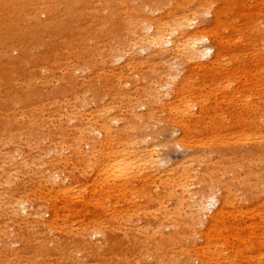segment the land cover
<instances>
[{
	"label": "bare ground",
	"instance_id": "obj_1",
	"mask_svg": "<svg viewBox=\"0 0 264 264\" xmlns=\"http://www.w3.org/2000/svg\"><path fill=\"white\" fill-rule=\"evenodd\" d=\"M133 1L139 7L124 9L125 0H0V232L6 237L0 253L14 256L10 247L17 242H9L6 226L11 224L21 244L28 243L26 230L43 238L34 244L45 263L54 252L74 264L65 241L42 229L76 220L86 226L73 236L78 253L88 261L95 255L92 264H255L264 256V234L248 237L234 223H221L230 204L227 188L217 196L223 194L215 184L221 154L200 145L202 154L182 169L164 170L167 163L157 151L163 135L169 136L164 146L181 147L211 125L227 129L223 116L229 115L230 127L246 129L248 140L254 139L241 157L242 187L259 199L253 208L264 209V59L255 58L260 68L252 77L262 78L240 92L239 101L228 79L219 85L207 80L213 73L225 76L221 70L229 52L202 29L200 13L209 9L180 4L169 16L161 14L169 0ZM68 31L78 57L58 58V79L50 72L48 53L55 54L54 41ZM91 46L97 52L93 67L87 56ZM42 68L38 88L35 72ZM86 68L100 71V85L89 89L96 77L87 83ZM198 77L201 83L194 85ZM102 89L109 92L99 107L103 115L81 113L88 92L102 100L107 95ZM173 127L181 137H174ZM135 184L139 189L128 193L141 202L126 208L114 210L95 198L110 189L115 202ZM195 187L200 191L191 190Z\"/></svg>",
	"mask_w": 264,
	"mask_h": 264
},
{
	"label": "rangeland",
	"instance_id": "obj_2",
	"mask_svg": "<svg viewBox=\"0 0 264 264\" xmlns=\"http://www.w3.org/2000/svg\"><path fill=\"white\" fill-rule=\"evenodd\" d=\"M137 4L138 3H135V1L133 0H125L122 6L124 7V9L126 8L132 9L134 5L138 6ZM180 4L186 7L187 10H193L196 7H201L202 10L209 9V13H207L208 11L205 13L204 12L200 13V15L203 16V22L201 24L202 29H204L206 32L211 33L212 36H216V39L218 41H221L227 44L229 47V52L226 53V56L224 58L225 62L222 64V70H221V73L225 74V76L219 78L215 73H213V74L208 75L209 79L207 80L213 81V83H218L219 85V83L222 82L224 79H228L231 82L230 84L231 88H233V90L237 92L236 96L238 98L240 97V92H242L248 86L253 85L254 82L259 83L262 77H258L257 79H255V77H252V74L255 73L254 71L255 68L257 67L260 68L258 63L255 61V58L259 56V58L264 59V0H194V1L193 0H169L168 6L164 9L163 12H161V14H169V16H171L173 9L180 10L181 7L177 8V6ZM152 16L154 18L155 17L157 18L159 15L153 14ZM84 23H85L84 18L81 17V27L83 26ZM84 31L86 30L83 28L82 32ZM84 34L88 37V39L92 37V34L89 32H86ZM74 45H75V40L73 39L71 32L68 31L64 34L63 38L57 39L54 41L55 54L58 56H56L54 53H48L49 57L47 59V62H48V65L52 67L50 72L52 75L57 76L58 79H59V74L57 73L58 69H57L56 61H58V58H60L61 60H65V62L75 60L76 57L78 56H74L72 54V47ZM239 51L241 53H239ZM16 54L17 53H14L13 55L16 56ZM87 56L90 60L91 66L93 67V64L97 60V52H95V49H93L92 46L87 52ZM156 70L157 69H153L152 71L155 72ZM44 72H45V69L43 68L38 69L35 72L36 86L38 88L42 85ZM78 76H80V74H78ZM86 76H87V83L92 76L96 77V78L91 79L90 82L88 83L89 89H92L94 85H97V84L100 85L101 81L104 80V79H101L99 70H97L96 73H93L90 69L86 68ZM200 83H201V78L199 77L195 78L194 85H199ZM59 87L61 86L59 85ZM102 91L105 92L106 94L109 93L105 89H102ZM40 93L44 95V98H46V92L44 90H41ZM108 96L109 94L103 97L104 101H102L103 99L95 100V98L91 96V92L89 91L88 99H87L89 104L84 107L86 109L83 108L84 110L83 109L81 110V113H85L87 115L92 114V115H95L96 117L97 116L99 117V115H103L101 113L102 111L100 108L106 103ZM90 100L92 102H90ZM238 100L241 101L240 98ZM221 102H222V99H219V103ZM218 108L221 110H225V108L222 106ZM211 113H214V110H208V114H211ZM223 119L225 120V125L227 126V129L222 130L220 127L215 128L214 126L211 125V121H209L208 125H211L209 131L207 132L203 130L197 131L194 135H192V137L190 136L187 143L181 145V147L179 146V147L173 148V147L164 146V144L167 143L169 140L167 139L169 138V136L166 137L167 135L165 134L163 135L164 137L162 136L163 139H161L162 147H159L157 152H158L160 159L165 164L167 163V166L165 167L164 170H169L170 168L174 166L182 169L181 165L187 164L186 162L191 157L202 154L204 150L197 148L200 145L208 146V148H211L214 151H216L217 154L218 153L221 154V155L218 154L219 158H221L222 160L220 159L219 164H217V171H219V174L218 176H215L216 177L215 184L218 186L219 184L221 185L219 187L221 190H223V194L220 195L217 193V196L225 195V190L227 188V192L230 197L229 207L226 210V213L223 215L222 217L223 220L221 223L224 224V227L229 223H234V225L238 228L237 232L242 231L245 236H248V237L251 235L260 236L264 234V224H262L261 227H259V224L261 222H264V209L260 207L253 208V206H255V204L258 203L259 199H255V200L251 199V192L249 193L245 191L242 187V180L245 178L244 176L245 174H244L243 165L241 163V157L243 156L244 154L243 152L245 150L251 148L250 142L254 141V139L248 140L250 136H248V132L246 131V129H236L233 126L230 127L232 124V119L229 115L223 116ZM172 131L173 132L175 131L174 132L176 135V136L174 135L175 138L181 137L182 134L179 129L173 127ZM147 137H149L148 138L149 140L151 139L150 142H154L153 134ZM226 144H229V145H226ZM210 158L212 160H215L214 156H211ZM218 177L220 178L217 179ZM223 185H225V187H223ZM133 187L127 190L124 195L122 194L121 196H119L115 200V202L111 198L110 189H105L107 192L103 190L101 194L100 192L97 193L98 197L96 196L95 198L100 199V201L102 200L103 202L101 201V203H103L104 205L106 204V201H107V205L105 206L114 205L115 207L114 210H117L120 208H126L128 202L130 203L132 202L131 204L135 203L136 201H138L136 203L141 202L139 198H136V196H133L132 194L130 196L129 194L131 190L139 189L140 184L139 185L135 184ZM195 188H191V190L200 191L199 187H195ZM262 189H263L262 195L264 196V186ZM108 190L110 191L108 192ZM98 194L102 196V198L104 197L103 198L104 200L101 199V197ZM104 194L106 195L104 196ZM107 195L109 196L107 197ZM125 195H128L129 198H127V196ZM89 197L92 199L94 195L91 194ZM108 200L110 201V203H108ZM116 202L118 203L115 204ZM155 209L158 212V208L155 207ZM72 221L74 222L72 224L71 222H60L58 224L59 226H55L56 228L54 227V229L45 227V225H43L42 230L44 234L49 233L47 234L49 238H52V239L62 238V240L65 241L66 251L70 254L73 252V255L69 254V258L72 263L92 264L94 262L95 255L93 258L91 257L90 261L86 259L82 260L81 254L78 253L79 249L77 248V245L75 243L77 238L73 237L75 235H78L79 234L78 232H80V230L82 229H85L86 226L83 224L82 226L80 222L76 220H72ZM10 225L11 224L6 225L7 227H9L7 228V230H9V234L10 235L12 234L11 236L9 235L10 236L9 242H12V241L17 242L16 244L10 247L11 249L10 254L14 256L6 255V253H2L1 255L0 253V256H1L0 260L1 259L4 260V261L1 260L0 262L4 263L7 260L5 264H55V262L60 260L61 262L59 264H65V258L63 257V255L60 258V255H56L54 254V252L50 254L48 258V262L45 263V260L43 256L41 255L42 253L37 250L38 248L34 244L36 241L37 245H39L38 243H40V241L43 242V238L40 237V239L38 240L39 237L38 238L36 237L37 236L36 232H32L31 230L29 231L26 230L25 237L28 238V243H26V245L24 243L21 244L20 240L15 236V231L17 227L15 226V229H13L12 228L13 225L11 226ZM79 225L82 228H79L80 227ZM68 226H71L72 228L75 226L73 228L74 231L71 227L68 228ZM244 227H247L248 229H243ZM69 230L70 231L72 230V231L70 232ZM75 230H77L78 232ZM58 232H62V233L58 234ZM67 232H69L70 234ZM32 233L34 236L32 235ZM29 238L30 239L33 238L32 239L33 241L30 240ZM260 238H259V244L261 240ZM4 239L6 240L4 233L0 232V246L1 247H2V244L5 242ZM91 239H92L91 244L93 246L95 245V243H97V240L99 239V237L95 236ZM68 240L70 243L68 242ZM52 244H50L49 246H51ZM196 244H197V247H200L203 245V242L201 241V239L199 240V238H197ZM238 246H241V245H238ZM31 247H34V249ZM51 247H54V244ZM68 247H70L71 249ZM241 247H244V246H241ZM90 251L92 252V250ZM90 253L89 255H91ZM5 255L8 257L6 258ZM258 263L264 264V256L259 257V260L255 262V264H258ZM241 264H245V260H243Z\"/></svg>",
	"mask_w": 264,
	"mask_h": 264
}]
</instances>
